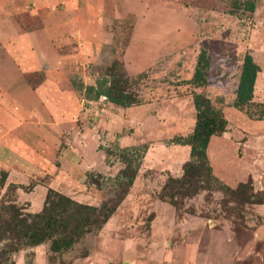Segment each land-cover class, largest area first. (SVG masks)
<instances>
[{"label":"rangeland","instance_id":"374dc122","mask_svg":"<svg viewBox=\"0 0 264 264\" xmlns=\"http://www.w3.org/2000/svg\"><path fill=\"white\" fill-rule=\"evenodd\" d=\"M126 1L122 8L126 6V9L139 12V27L141 23H146L147 29L143 33L146 32L147 38L156 36L155 41L143 47L144 51L153 48L161 35L172 34L177 18H181L178 21L192 34L186 40L187 45L177 46L172 54L163 56L154 64L144 60L146 58L131 61L128 65L122 60L124 70L132 78L128 90L138 93L141 104L152 99L161 102L174 88L187 90L190 85L185 81L191 79L197 54L202 47L210 50L213 71H219L220 64H223V86L228 88L233 87L232 81L238 75L236 67L242 62L244 53L253 48L264 52L261 46L253 45L251 34L257 33L252 26L253 15L234 7L233 0ZM141 2H144V8L140 6ZM156 6L169 9L175 17L160 9L151 14ZM131 10H124L121 17H112L105 25L112 32L116 31L113 40L117 49L113 51V58H120L135 26L136 15ZM142 10L148 13H142ZM19 19L31 28H39L41 24L38 16L29 13L19 14ZM232 27L238 29L236 36L242 39L240 43L226 40L230 38ZM75 46L74 41L65 43L60 45L59 51L69 54L66 69L70 74V83H66L76 90L77 97L81 99L85 97V91L79 84L95 83L107 73L113 58L98 62L82 61L80 55L76 56L78 51ZM106 52L101 53V59L105 58L103 55ZM145 67L148 68L137 72ZM43 77L39 73L25 74L32 86ZM210 83L217 87L213 78ZM185 95L188 96L187 93ZM186 96L180 97L173 110L166 104H160L162 118L166 110L182 115L176 121H134V114L127 116L129 121H124L113 104H105L107 98L103 100L99 97L97 104H91L85 98L79 111L61 121L62 130L55 132L57 128L53 124L47 126L51 136L29 133L30 139L25 138L32 142L29 141L33 149V165L29 167L31 170L26 173L24 181L27 187L31 183L34 186L21 190L18 188L20 183L11 181L7 168L0 166V172H7L4 185L0 186V199L22 206L23 211L33 209L35 212L42 208L46 192L42 196L41 190L35 191V186L42 183L50 187L51 178L58 187L54 188L57 191L79 202L99 205L110 196L112 178L122 167L111 152L117 145L120 146L119 137L130 135L127 142L147 144L148 149L132 187L99 231L88 233L65 250L52 251L49 242L23 247L10 253L7 262L0 260V264H9L10 261L14 264H136L140 259H149L155 264H264V203L239 204L220 189L212 187L186 199L180 212H177L158 197L167 177L181 175L182 164L189 158L190 149L187 146L169 143L174 136L186 135L193 129L195 112H191L186 105ZM214 105L224 107L219 102H214ZM260 107L258 103L251 105L253 111H259ZM0 113L6 115L1 109ZM227 115L231 121L222 134L223 140L212 139L208 152L213 173L231 188L250 180L255 191H264V121H233L234 118L229 113ZM244 117L247 119L246 115ZM40 125L33 123L29 127L37 131ZM19 180L22 179H16ZM10 183H15L16 189H11ZM190 246L191 258L186 257L185 250ZM165 248L171 250L162 257Z\"/></svg>","mask_w":264,"mask_h":264},{"label":"crops","instance_id":"0c3cea01","mask_svg":"<svg viewBox=\"0 0 264 264\" xmlns=\"http://www.w3.org/2000/svg\"><path fill=\"white\" fill-rule=\"evenodd\" d=\"M143 3L141 2L140 6L144 8ZM125 4H127L126 0H0V109L6 113L3 116L0 113V166L7 168L11 174L12 182L26 185L24 178H26V173L31 170L29 167L33 165L30 134L34 132L36 135L41 133L45 136H51L47 126L53 124L57 128L55 132L62 130L61 121L69 118L70 115L73 116L75 111H79L85 100V97L78 98L76 90L66 83L67 81L70 83V74L66 69L68 60L66 57L69 54L60 53V45L63 46L65 43L74 41L78 51L76 56L79 57L80 55L79 58L82 61L111 60L114 57L113 51L117 49L116 42L113 40L116 31L112 32L113 30L107 29L105 25L108 20H112V17H121V14L125 12L124 10H131V8L126 9V6L122 8V5ZM159 9L175 17V13L172 14L169 9H161L158 6L151 10V14H155ZM131 11L136 15V23L130 39L120 55L126 65L131 61L136 62V60H143L144 58H146L144 60H149V63L154 64L163 56L172 54L177 46L181 48L187 45L186 40L192 36L188 32L189 28L178 21L181 18H177L174 32L165 34V36L161 35L160 40L158 38L153 48L144 51L143 47L150 41H155L156 36L152 39L147 38L146 32L143 33L147 29L146 23H141L139 27V12ZM25 13L38 16L41 19L40 27H27L17 20L19 14ZM142 13H148V11L142 10ZM249 13L253 15L252 26L257 32L251 34L252 36L250 35L253 39V45H259L264 50V0H256L255 10ZM141 16L143 17L142 14ZM187 24L190 27V23ZM185 28L186 32H183ZM237 30L232 27L230 38L227 37L226 40H231L233 44L240 43L242 39L236 36L238 35ZM104 51H107L103 55L105 58L101 59V53ZM247 52L260 68L255 80L253 101L264 103V52L261 53L258 48H253L252 51L245 53ZM129 67L127 68L130 69ZM148 67L140 68L137 72ZM26 73H39L43 74L44 77L32 86L25 78ZM90 84L95 83L91 81ZM184 98L191 112L195 111L191 97L186 96ZM179 99L180 96L171 99L165 98L161 102L152 99L143 104L127 107H116L109 101L105 104L115 107V111L121 113L124 121H129L127 116L131 114H134V121H176L180 120L182 115L166 110L164 118H162L159 107L160 104H166L173 110V107L179 103ZM88 101L91 104H97L100 100L88 99ZM222 110L227 118L228 127L231 120L227 113L234 118L233 121H264V119H250L243 111L232 106H224ZM113 113L116 112L113 111ZM243 114L246 115L247 119ZM33 123L42 125L37 131H32L29 126ZM26 136L29 138L28 141ZM214 138L223 140L222 135L212 136L207 153L210 152V144ZM129 139L130 135H121L119 137L120 146L133 145L131 144L133 141L127 142ZM184 146L189 148L188 145ZM18 152H21L20 156ZM36 164L35 161L34 165ZM16 179L22 180L16 181ZM50 180L48 185L52 188H58L54 184V179L51 178ZM37 190H41L43 196L47 186L38 183L35 186V191ZM31 210L33 212V209ZM38 210L39 208L36 209V211ZM185 248L186 257L191 258V246ZM170 250L165 248L161 256L164 257V254H168ZM155 263L149 259L147 261L140 259L136 262V264Z\"/></svg>","mask_w":264,"mask_h":264},{"label":"trees","instance_id":"16d2710c","mask_svg":"<svg viewBox=\"0 0 264 264\" xmlns=\"http://www.w3.org/2000/svg\"><path fill=\"white\" fill-rule=\"evenodd\" d=\"M232 2L236 8L249 12L255 10L256 0ZM20 22L26 26L23 20ZM211 59L210 50L207 47L200 48L192 77L185 81L190 87L187 90L171 89L164 96L181 97L187 93L195 110L192 131L169 140V143L189 146V158L182 164V174L169 175L158 193L159 199L169 203L177 212H180L186 199L212 187L220 189L239 204L264 203V191H255L250 180L231 188L218 178L213 173L207 153L211 137L221 136L228 126L222 108L216 107L214 102L244 111L250 119H264V103L253 101L255 80L260 68L252 56L245 53L242 62L236 67V80H231L233 87L228 88L227 85L223 86V64H220L219 71H213ZM141 75L140 73L139 76ZM212 78L217 87L210 83ZM131 79L124 70L122 59L115 57L107 68V73L97 79L95 84H79V87L84 89L86 99H99L104 95L114 106L127 107L142 102L138 93L128 90L132 84ZM257 103L261 106L260 110L253 111L251 105ZM147 149V144H133L117 145L111 151L122 163V167L112 178L110 196L99 205L79 202L52 187H47L42 208L36 212L23 211L22 206L0 199V260L7 262L10 253L45 242H49L52 251L65 250L88 233L99 231L132 187ZM6 177L7 172L2 170L0 186L4 185ZM33 186L34 183L28 187L20 184L18 188L25 190ZM9 187L16 189L17 185L10 183ZM9 264L14 262L10 261Z\"/></svg>","mask_w":264,"mask_h":264},{"label":"built area","instance_id":"2783aa9c","mask_svg":"<svg viewBox=\"0 0 264 264\" xmlns=\"http://www.w3.org/2000/svg\"><path fill=\"white\" fill-rule=\"evenodd\" d=\"M100 98H102L103 100H106V96L101 95Z\"/></svg>","mask_w":264,"mask_h":264}]
</instances>
